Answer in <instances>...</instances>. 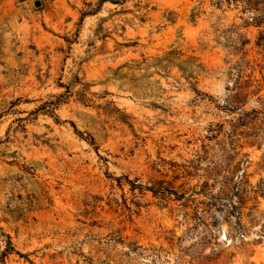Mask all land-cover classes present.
Here are the masks:
<instances>
[{"label": "rangeland", "instance_id": "1", "mask_svg": "<svg viewBox=\"0 0 264 264\" xmlns=\"http://www.w3.org/2000/svg\"><path fill=\"white\" fill-rule=\"evenodd\" d=\"M254 15L0 0V264H264Z\"/></svg>", "mask_w": 264, "mask_h": 264}, {"label": "trees", "instance_id": "2", "mask_svg": "<svg viewBox=\"0 0 264 264\" xmlns=\"http://www.w3.org/2000/svg\"><path fill=\"white\" fill-rule=\"evenodd\" d=\"M245 3V8H250L255 12L253 22L258 26L264 25V0H242ZM257 45H263L264 48V29L260 31Z\"/></svg>", "mask_w": 264, "mask_h": 264}, {"label": "water", "instance_id": "3", "mask_svg": "<svg viewBox=\"0 0 264 264\" xmlns=\"http://www.w3.org/2000/svg\"><path fill=\"white\" fill-rule=\"evenodd\" d=\"M35 4L38 5V1H36Z\"/></svg>", "mask_w": 264, "mask_h": 264}]
</instances>
